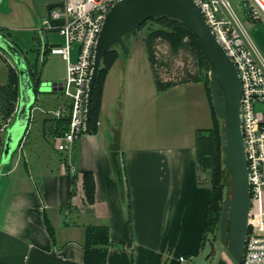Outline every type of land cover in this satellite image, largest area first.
Masks as SVG:
<instances>
[{
	"label": "crops",
	"instance_id": "0c3cea01",
	"mask_svg": "<svg viewBox=\"0 0 264 264\" xmlns=\"http://www.w3.org/2000/svg\"><path fill=\"white\" fill-rule=\"evenodd\" d=\"M56 1L31 0V16L42 24ZM48 46L45 59L65 61ZM35 53L30 68L38 65ZM146 58L137 63L132 49L118 56L104 82L97 132L67 152L48 144L56 136L50 111L59 103L39 98L47 102L37 108L43 116L31 112L12 159L0 160V264H85L88 226L109 230L106 264H179L182 255L192 264H237L206 239L212 188L202 177L198 132L214 126L207 86L195 78L158 83ZM65 73L50 72L47 81L63 83L55 80ZM85 173L95 181L92 204Z\"/></svg>",
	"mask_w": 264,
	"mask_h": 264
},
{
	"label": "built area",
	"instance_id": "2783aa9c",
	"mask_svg": "<svg viewBox=\"0 0 264 264\" xmlns=\"http://www.w3.org/2000/svg\"><path fill=\"white\" fill-rule=\"evenodd\" d=\"M119 1L62 0L54 3L49 16L42 20L43 30H55L64 39L62 46H50L47 51L60 55L67 63V78L60 91L64 99L50 111L53 120L70 118L68 130L54 137L60 152L70 150L86 133L87 92L95 47L109 11ZM194 1L242 82L241 128L251 186L242 264H264V56L244 24V18L264 21V0H241L237 6L231 0ZM179 264H192V260L182 255Z\"/></svg>",
	"mask_w": 264,
	"mask_h": 264
},
{
	"label": "water",
	"instance_id": "95a60500",
	"mask_svg": "<svg viewBox=\"0 0 264 264\" xmlns=\"http://www.w3.org/2000/svg\"><path fill=\"white\" fill-rule=\"evenodd\" d=\"M169 17L184 23L195 35L203 57L211 68L210 89L216 113L225 120L222 139L226 154L224 165L230 170L233 197L223 204L219 234L229 243V252L237 264H242L249 223L251 186L249 168L241 128L242 82L238 70L213 34L201 8L194 0H121L109 11L99 35L88 84L86 105V133H90L92 97L102 59L119 44L124 54L130 53L124 37L136 31L148 20ZM0 46L6 49L18 65L20 100L14 123L7 129L2 163L10 162L22 141V133L31 120L35 103V86L30 78L26 60L16 46L0 34ZM62 90V83H48L39 91ZM220 91L225 99L223 107ZM21 132V133H19Z\"/></svg>",
	"mask_w": 264,
	"mask_h": 264
},
{
	"label": "rangeland",
	"instance_id": "374dc122",
	"mask_svg": "<svg viewBox=\"0 0 264 264\" xmlns=\"http://www.w3.org/2000/svg\"><path fill=\"white\" fill-rule=\"evenodd\" d=\"M62 0H57L56 3ZM234 3V2H233ZM33 5L31 0H0V32L6 39L19 49L24 59L26 60L28 69L29 63L36 61V51L39 49L40 54L38 58V68L41 86L45 87L48 83L47 74L54 71H60L65 69L66 73L63 78L55 80L56 82H64L67 78V63L57 62L52 59H45V51L47 45L50 47L62 46L64 43L63 37L55 32L43 31L41 20L37 21V18L32 17ZM246 29L253 40L258 50L264 56V21L262 22H247L245 21ZM39 28L40 31L36 32L33 28ZM178 30V36L174 35ZM163 32V35H158ZM127 46L132 49L137 57L136 62L141 63L147 60V52L150 57V64L154 75L158 83L161 80L166 79L168 82H179L182 80L199 78L201 81L210 84V72L211 68L200 65V57L196 51L192 38L188 33V29H185L180 23L173 22L168 18L151 19L141 25L136 31L126 35L124 38ZM113 50L122 54L124 58L128 55L124 54L119 44L113 47ZM29 54V55H28ZM76 53L73 54L75 60ZM18 86V65L12 55L3 47L0 46V150L4 148L6 140L7 129L12 126L15 121V114L13 112L10 116H7V109L9 105L13 103V96L11 97V91L14 87ZM3 88V89H2ZM50 102V106L53 107L60 103L64 96L62 92H50L47 89L39 91L37 101L34 104L32 111H36L39 116L42 117V113L37 110L39 106L42 107L46 104L45 99ZM15 107L19 106V102H15ZM16 111V110H15ZM36 113V114H37ZM33 115V114H32ZM33 118L31 119V123ZM219 126L222 129L225 120L218 119ZM39 123V119H38ZM39 128L34 124V132ZM6 129V131H5ZM21 133V132H19ZM26 133V129L23 131L21 137ZM224 141V140H223ZM51 149L54 148V139L51 137L48 142ZM225 145V141H224ZM223 151V150H222ZM56 153V152H55ZM61 155V154H58ZM226 154L222 153L223 167L221 169L222 179V197L220 204L223 209V204L231 200L233 197L232 177L230 170L224 165V159ZM202 162V161H201ZM202 177L205 180L212 182L214 180V172L211 168H206L201 164ZM222 214V212H221ZM206 239L209 246L217 244L218 248L229 252V243L226 242L219 234L218 231L209 232L206 234ZM215 239V240H214ZM213 240V241H212Z\"/></svg>",
	"mask_w": 264,
	"mask_h": 264
},
{
	"label": "trees",
	"instance_id": "16d2710c",
	"mask_svg": "<svg viewBox=\"0 0 264 264\" xmlns=\"http://www.w3.org/2000/svg\"><path fill=\"white\" fill-rule=\"evenodd\" d=\"M160 18L171 19L165 16L157 17L154 19H160ZM171 20L173 22L180 23L181 25H183L185 29H188V33L192 38L194 47L199 54L200 65L203 67L207 66L208 63L202 55L197 39L195 35L193 34V32L184 23L174 20V19H171ZM160 34L163 36L165 35L163 34V32L159 33L158 35ZM174 35L176 36L180 35L178 34V30H176ZM119 55L120 54L117 53V51L113 50L112 48L111 51L108 54H106V56L102 59L101 66L98 72V77H97L96 84H95L94 91H93V97H92V114H91L90 133H95L98 130L99 114H100V108H101L104 82H105L109 69L114 64V62L117 60ZM29 72H30V78L32 80V83L35 86V93H36L35 103H36L37 97L39 95L38 89L41 85V79H40L39 72L36 69V67L30 68ZM195 79L200 80V81L202 80L199 78H195ZM203 82L205 83V81ZM205 85L207 86L209 96H210L212 114L214 117V126L213 128L209 130L199 131L198 140H199V144L205 148V150L201 153V161H202L201 164H203L206 168H211L214 172V180L211 185L212 196H211L210 206H209L208 221L206 224V233H209V232L213 233V231L215 232L219 230V222L221 219V212H222V206L220 204V200L222 197L221 193H222L223 187H222V179H221L220 172L223 167V160H222L223 151L222 150L224 146V141L222 139V129L220 128L219 122H218L219 117L216 113L213 99H212L210 84L205 83ZM12 96L14 98L12 102L13 104L9 105L6 115L10 116L13 112H16L15 114V117H16L18 107L16 109L14 103L19 102L20 100L19 74H18V86L16 84V87H14L13 90L11 91L10 99L12 98ZM220 99L224 107L225 99L221 91H220ZM69 120H70L69 117L59 120V121L54 120L55 121L54 126L56 130L55 133L59 134L62 132H66L68 130ZM3 151H4V148L2 151L0 150V160L3 155ZM83 178H84L83 187H84L87 202L92 204L94 202V195H95L94 177L90 173H85ZM110 246H111V241L109 237V230L107 227L88 226L86 229V237L84 241L85 264H106Z\"/></svg>",
	"mask_w": 264,
	"mask_h": 264
}]
</instances>
